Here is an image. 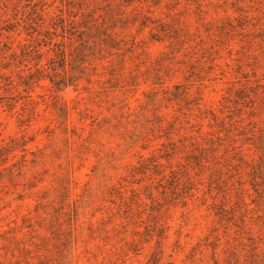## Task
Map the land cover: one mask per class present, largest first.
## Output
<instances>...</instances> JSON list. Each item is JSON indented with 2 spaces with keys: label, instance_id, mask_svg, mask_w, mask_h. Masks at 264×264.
Masks as SVG:
<instances>
[{
  "label": "rangeland",
  "instance_id": "rangeland-1",
  "mask_svg": "<svg viewBox=\"0 0 264 264\" xmlns=\"http://www.w3.org/2000/svg\"><path fill=\"white\" fill-rule=\"evenodd\" d=\"M0 264H264V0H0Z\"/></svg>",
  "mask_w": 264,
  "mask_h": 264
}]
</instances>
